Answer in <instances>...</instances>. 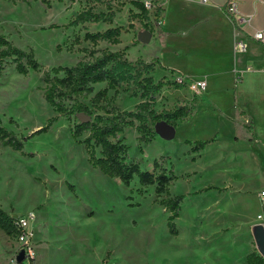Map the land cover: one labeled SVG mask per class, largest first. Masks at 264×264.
<instances>
[{
  "label": "rangeland",
  "instance_id": "374dc122",
  "mask_svg": "<svg viewBox=\"0 0 264 264\" xmlns=\"http://www.w3.org/2000/svg\"><path fill=\"white\" fill-rule=\"evenodd\" d=\"M87 9L111 12L112 22L66 25ZM158 12L157 5L140 13L130 0H0V34L17 47L32 50L40 63L38 70L20 74L14 62H8L0 78V127L22 142L21 149L0 142V207L12 216L35 212L32 264H246L244 255L255 249L250 227L264 226V200L258 196L261 182L247 156L239 153L242 149L227 141L229 132L196 159L184 141L205 132L194 134L179 120L171 123V139L154 130L150 142H141L133 127L119 134L128 146L126 162L175 176L168 192L183 194V199L173 233L167 225L170 212L160 203L166 195L156 196L155 184L141 186L136 176L127 186L92 166L83 143L77 141L88 133L74 139L73 116H58L44 99V71L73 66L103 49L145 44L137 38L138 32L154 30ZM114 26L121 27L120 45L84 39L87 31ZM132 52L125 50L136 68L147 63L142 55L135 59ZM103 86L96 84L95 91ZM136 90L131 82L110 89V106L133 110L143 101ZM173 90L165 85L155 94L156 111L185 100ZM189 94L194 100L197 97L191 90ZM52 116L57 119L47 130L31 134ZM224 181L235 182L249 193L239 194ZM208 184L221 190L204 189ZM15 247L14 237L0 229V264H8Z\"/></svg>",
  "mask_w": 264,
  "mask_h": 264
},
{
  "label": "crops",
  "instance_id": "0c3cea01",
  "mask_svg": "<svg viewBox=\"0 0 264 264\" xmlns=\"http://www.w3.org/2000/svg\"><path fill=\"white\" fill-rule=\"evenodd\" d=\"M154 1L160 8L158 25L151 30L149 42L133 44L128 53L133 50L135 59L142 55L147 63H153L150 75L157 80L181 74L206 81L205 91L195 94V100L186 85L173 90L185 99L179 105L191 107L179 124H188L194 134L205 132L184 141L192 159L219 144L221 134L229 132L227 141L241 148L239 153L250 160L254 176L261 182L258 196L264 200V195H260L264 192V0H235L241 14H251L249 25L241 28H234L226 14L227 0ZM255 30H262L263 40L252 38ZM237 41L245 44L244 50H234ZM199 140L207 143L202 149L192 150ZM225 183L239 194L249 193L235 182ZM214 185L208 184L204 189L221 190Z\"/></svg>",
  "mask_w": 264,
  "mask_h": 264
},
{
  "label": "trees",
  "instance_id": "16d2710c",
  "mask_svg": "<svg viewBox=\"0 0 264 264\" xmlns=\"http://www.w3.org/2000/svg\"><path fill=\"white\" fill-rule=\"evenodd\" d=\"M45 1V0H42ZM140 13L146 11L141 0H130ZM112 13L93 12L90 9L79 12L66 25H78L80 23L112 22ZM121 27H108L103 31L85 32L84 39L95 44L99 40H105L111 44L120 42ZM126 46L121 50L103 49L91 59L78 61L73 66H54L43 73L44 99L58 116L74 118L71 128V136L78 139L83 133L88 135L77 140L83 143L88 161L97 167L103 174L118 178L123 184L129 185L136 176L141 186L155 184L156 196L165 194L161 204L170 212L168 227L173 233L176 228L173 220L178 216L183 195L170 196L168 185L175 178L164 171L155 174L149 170H142L136 161H125L128 146L119 138L126 127H133L139 133L141 142H150L154 135V129L150 126L163 120L167 123H175L188 115L191 107L176 105L171 109L156 111L153 100L156 93L165 85L179 89L180 85L173 79L160 78L155 80L149 70L153 63H144L141 68H136V63H131L126 58ZM14 62L17 73L26 74L29 70H38L40 63L32 50H24L14 45L5 35L0 34V78L3 76L6 64ZM141 62L140 59H137ZM237 80V78H236ZM135 85L139 91V97L143 101L137 103L133 110H119L110 106L107 92L116 89L121 83ZM104 83L105 86L95 91L96 84ZM87 100V101H86ZM57 116L48 118L46 125L35 130L31 134L48 129ZM0 142L4 146L13 149H21L22 142L17 140L11 132L0 127ZM207 141L194 142L192 150L202 149ZM99 149L96 155V149ZM158 167L157 161H153V168ZM212 188L208 187L207 189ZM0 229L8 236L14 237L16 228L13 224V216L0 207ZM246 264H264V260L255 250L245 255Z\"/></svg>",
  "mask_w": 264,
  "mask_h": 264
},
{
  "label": "built area",
  "instance_id": "2783aa9c",
  "mask_svg": "<svg viewBox=\"0 0 264 264\" xmlns=\"http://www.w3.org/2000/svg\"><path fill=\"white\" fill-rule=\"evenodd\" d=\"M206 2L207 0H201ZM144 7L147 10H154L157 6L154 0H144ZM225 12L229 16L234 28H241L242 26L249 25L251 21V14H241L239 12L237 3L235 0H227L225 5ZM159 19L157 20L158 25ZM255 40H263L262 30H255L251 34ZM245 48V44L242 41H237L234 44V50L242 51ZM173 80L180 85H186L196 95H200L206 89V81L204 79H189L181 74H175ZM260 195L263 196L264 192L261 191ZM260 216L258 215L257 218ZM36 214L30 210L25 214L13 216V224L16 228V234L14 239L16 241V247L9 257L8 264H32L35 259L34 249V222ZM23 252V258L18 260V254Z\"/></svg>",
  "mask_w": 264,
  "mask_h": 264
},
{
  "label": "water",
  "instance_id": "95a60500",
  "mask_svg": "<svg viewBox=\"0 0 264 264\" xmlns=\"http://www.w3.org/2000/svg\"><path fill=\"white\" fill-rule=\"evenodd\" d=\"M151 31L143 29L138 32L137 38L142 43L149 42L151 38ZM154 130L164 139H171L174 136V127L166 121L160 120L155 123ZM251 237L254 243L257 254L264 260V226L261 223H255L250 227ZM23 258V252L18 254V260Z\"/></svg>",
  "mask_w": 264,
  "mask_h": 264
}]
</instances>
